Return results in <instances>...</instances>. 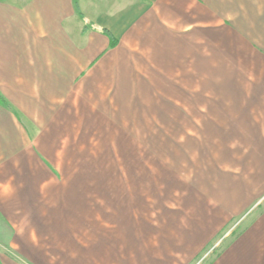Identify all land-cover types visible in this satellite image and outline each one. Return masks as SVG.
<instances>
[{
  "label": "crops",
  "instance_id": "0c3cea01",
  "mask_svg": "<svg viewBox=\"0 0 264 264\" xmlns=\"http://www.w3.org/2000/svg\"><path fill=\"white\" fill-rule=\"evenodd\" d=\"M97 89L147 97L161 116L194 113L197 102L220 112L225 143L238 145L235 171L220 190L228 201L206 202L221 228L230 217L252 215L208 264H264V0H0V91L21 97L12 110L0 104L1 129L20 127V119L48 121L60 111L49 106L73 97L82 119L114 118L106 115L113 99L94 102ZM196 245L182 251L184 260L197 256ZM3 252L0 264H114L117 256L59 251L56 260L23 251L28 260ZM120 252V264L181 262L180 251Z\"/></svg>",
  "mask_w": 264,
  "mask_h": 264
},
{
  "label": "rangeland",
  "instance_id": "374dc122",
  "mask_svg": "<svg viewBox=\"0 0 264 264\" xmlns=\"http://www.w3.org/2000/svg\"><path fill=\"white\" fill-rule=\"evenodd\" d=\"M97 92L96 103L113 99L106 115L114 118L82 119L73 97L49 106L60 111L48 121L20 119V127L0 128V249L10 259L34 251L56 260L59 251H100L102 258L116 251L114 264L121 263L120 251H180L175 264H208L252 215L230 217L221 228L206 202L228 201L220 190L235 171L238 145L225 143L220 112L197 102L200 111L161 116L147 97ZM0 97L11 110L21 98L2 91ZM111 121L121 126H95ZM193 235L208 242L202 246ZM195 245L200 252L184 260L182 251Z\"/></svg>",
  "mask_w": 264,
  "mask_h": 264
},
{
  "label": "trees",
  "instance_id": "16d2710c",
  "mask_svg": "<svg viewBox=\"0 0 264 264\" xmlns=\"http://www.w3.org/2000/svg\"><path fill=\"white\" fill-rule=\"evenodd\" d=\"M0 104L1 105H4L5 104L1 97H0Z\"/></svg>",
  "mask_w": 264,
  "mask_h": 264
}]
</instances>
